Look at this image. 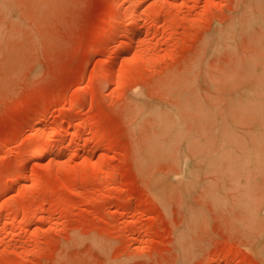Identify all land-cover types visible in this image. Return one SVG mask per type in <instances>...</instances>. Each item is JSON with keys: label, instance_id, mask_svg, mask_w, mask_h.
I'll return each mask as SVG.
<instances>
[{"label": "rangeland", "instance_id": "1", "mask_svg": "<svg viewBox=\"0 0 264 264\" xmlns=\"http://www.w3.org/2000/svg\"><path fill=\"white\" fill-rule=\"evenodd\" d=\"M215 259L264 264V0H0V264Z\"/></svg>", "mask_w": 264, "mask_h": 264}, {"label": "bare ground", "instance_id": "2", "mask_svg": "<svg viewBox=\"0 0 264 264\" xmlns=\"http://www.w3.org/2000/svg\"><path fill=\"white\" fill-rule=\"evenodd\" d=\"M130 2H132V1H130ZM129 2V3H130ZM134 2H132L131 4H133ZM131 4H128L127 6L125 5V8H124V10H123V14L122 15H125V16H129L128 18H130L129 20V22H131L132 20L131 19H136V18H134V16L135 15H137L138 16V14H135V11L137 12V9L134 7V9H135V11H134V9H133V7H132V5ZM133 6H134V4H133ZM136 16V17H137ZM114 18H116V17H114ZM113 18V19H114ZM117 20V19H116ZM117 22H118V20H117ZM129 58H127L126 60H124V61H126L127 62V60H128ZM112 61H114V60H112ZM111 64L113 65V67H114V64H113V62H109V65L111 66ZM110 66H108V68L110 67ZM111 68V67H110ZM113 70V68H111V71ZM108 71H110V69H108ZM110 71V72H111ZM54 146V143L52 144V143H49V144H47V145H45V146H43V147H35V148H33L30 152H29V155H28V158L30 159V160H33L34 158H36V157H39V156H41L42 154H44L46 151H47V149H49V147L50 148H52L51 146ZM55 163V162H54ZM56 164H53V166H55ZM52 166V167H53ZM14 231H16V229H13ZM228 257V256H227ZM227 257H225L226 258V260L228 259ZM220 260H221V258H220ZM216 261H218L219 262V260H214V264L216 263ZM216 263V264H221V263H223V264H226L224 261L222 262V261H220V263ZM227 263H228V261H227Z\"/></svg>", "mask_w": 264, "mask_h": 264}]
</instances>
